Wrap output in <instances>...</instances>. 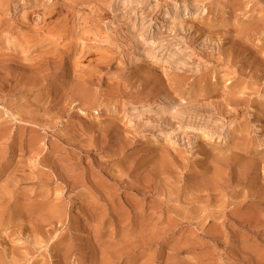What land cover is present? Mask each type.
Returning <instances> with one entry per match:
<instances>
[{
  "label": "rangeland",
  "instance_id": "rangeland-1",
  "mask_svg": "<svg viewBox=\"0 0 264 264\" xmlns=\"http://www.w3.org/2000/svg\"><path fill=\"white\" fill-rule=\"evenodd\" d=\"M0 264H264V0H0Z\"/></svg>",
  "mask_w": 264,
  "mask_h": 264
}]
</instances>
